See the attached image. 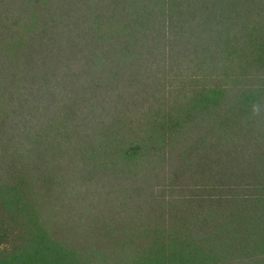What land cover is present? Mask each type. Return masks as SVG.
Segmentation results:
<instances>
[{
    "label": "trees",
    "instance_id": "trees-1",
    "mask_svg": "<svg viewBox=\"0 0 264 264\" xmlns=\"http://www.w3.org/2000/svg\"><path fill=\"white\" fill-rule=\"evenodd\" d=\"M0 264H264V0H0Z\"/></svg>",
    "mask_w": 264,
    "mask_h": 264
}]
</instances>
